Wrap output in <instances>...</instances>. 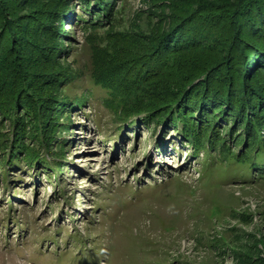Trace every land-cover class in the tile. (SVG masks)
Wrapping results in <instances>:
<instances>
[{
	"label": "rangeland",
	"instance_id": "1",
	"mask_svg": "<svg viewBox=\"0 0 264 264\" xmlns=\"http://www.w3.org/2000/svg\"><path fill=\"white\" fill-rule=\"evenodd\" d=\"M116 1L113 31H146L168 0ZM76 3L78 18L64 22L59 44L74 74L66 94L86 99L61 118L64 154L52 156L61 167L32 170L16 160L9 168L0 153V264H240L237 252L258 256L264 174L233 156L195 152L159 124L119 120L111 92L92 76L107 62L110 28L85 29Z\"/></svg>",
	"mask_w": 264,
	"mask_h": 264
},
{
	"label": "trees",
	"instance_id": "2",
	"mask_svg": "<svg viewBox=\"0 0 264 264\" xmlns=\"http://www.w3.org/2000/svg\"><path fill=\"white\" fill-rule=\"evenodd\" d=\"M75 1L85 29L110 28L107 62L92 76L111 92L119 120L159 124L195 152L264 174V0H168L146 31H113L116 0H0L2 165L61 167L52 157L64 154L61 118L86 99L66 94L74 74L61 62ZM253 241L263 255L237 252L240 264H264V235Z\"/></svg>",
	"mask_w": 264,
	"mask_h": 264
}]
</instances>
